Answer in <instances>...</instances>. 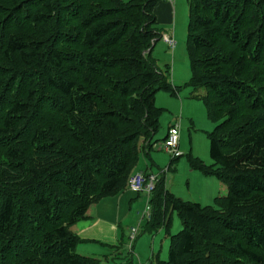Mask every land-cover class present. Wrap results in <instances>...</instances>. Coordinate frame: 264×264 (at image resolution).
I'll return each mask as SVG.
<instances>
[{
    "label": "trees",
    "instance_id": "1",
    "mask_svg": "<svg viewBox=\"0 0 264 264\" xmlns=\"http://www.w3.org/2000/svg\"><path fill=\"white\" fill-rule=\"evenodd\" d=\"M161 1L0 0V264L101 263L71 228L158 144L156 95L178 90L154 55ZM188 1L192 99L215 124L213 165L189 161L228 195L184 202L157 178L146 232L168 230L156 264H264V0Z\"/></svg>",
    "mask_w": 264,
    "mask_h": 264
},
{
    "label": "rangeland",
    "instance_id": "2",
    "mask_svg": "<svg viewBox=\"0 0 264 264\" xmlns=\"http://www.w3.org/2000/svg\"><path fill=\"white\" fill-rule=\"evenodd\" d=\"M123 1L128 3L131 0ZM171 3L173 6L171 19L161 23L160 29L163 37H169V44L171 42L173 45L169 46L163 38L157 43L154 55L162 68H170L173 87L178 90L175 95L166 91L157 93L156 104L162 110L161 127L156 135L158 144L149 156L145 153L140 154L134 172H149L156 178H164L166 188L184 202H196L218 209L223 207L224 200L218 202L217 198L228 195L226 184L215 176L194 170L189 161L190 157H193L207 166L213 165L209 134L215 128L203 102L192 99L194 89L190 86L192 71L187 51L189 1L171 0ZM173 126H177L180 130V151L184 155L174 162H172L174 156L161 148ZM149 198L145 191L138 196L137 193L126 188L114 196L102 199L90 208L95 215L106 213V218L116 225L120 241L124 238L126 246H129L133 229L138 230L134 243L136 247L133 263L135 264H146L150 259L156 262L158 257L162 261L169 258L168 230L161 228L154 234L146 232ZM171 219L170 234H178L183 228L182 221L176 212L171 213ZM88 225L89 223L86 222L80 223V227ZM127 252L116 257L123 258L122 260L127 262L133 256ZM136 252H139L141 257ZM110 253V251L104 253L106 255L101 258L100 264L121 263V259L111 258L115 257V254L106 257Z\"/></svg>",
    "mask_w": 264,
    "mask_h": 264
},
{
    "label": "crops",
    "instance_id": "3",
    "mask_svg": "<svg viewBox=\"0 0 264 264\" xmlns=\"http://www.w3.org/2000/svg\"><path fill=\"white\" fill-rule=\"evenodd\" d=\"M155 14L157 16L159 24L169 21L173 14V6L171 0L161 1L155 8ZM135 173L136 172H134V174ZM147 173L149 174V172ZM137 194L138 196H140L139 193ZM82 222L89 223V225L85 227H80V223H81L80 222L71 228V231L82 239V242L77 247V252L79 254L88 257H96L101 260V258L104 257V255H106L104 253L110 251L111 253L108 254L106 257H108L111 254H115V257H111V258L113 260L121 259V263L119 264H135L133 263V259L135 256L134 250L136 247L134 245L135 241L132 243L130 238L129 246H126V243L123 240L124 238L120 241V236H118L116 225H114L111 220H108L106 218V213H102L101 215H95L92 213V210H89L88 218ZM167 237L170 240L169 235ZM126 252L129 253V255L133 254V256H131V259H129V261L127 260L126 262L122 260L123 258L116 257L117 255L119 254L123 255V253L125 254ZM136 253L139 257H141L139 252ZM158 260L159 257L157 258V261ZM156 262H154V259L153 261L152 259H150L149 262H147L146 264H156Z\"/></svg>",
    "mask_w": 264,
    "mask_h": 264
},
{
    "label": "built area",
    "instance_id": "4",
    "mask_svg": "<svg viewBox=\"0 0 264 264\" xmlns=\"http://www.w3.org/2000/svg\"><path fill=\"white\" fill-rule=\"evenodd\" d=\"M167 41L169 42L168 38ZM170 45L172 46L173 44L170 42ZM179 142H180V130L177 126H173L169 131L168 139L165 143L164 148L168 153H171L176 157H182L183 154L179 149ZM156 181L157 178L153 175L147 178L143 173H136L130 177L128 181V188L131 191L137 193L145 191L150 196L152 191L154 190ZM137 234H138V230L133 229L131 242H133L136 239Z\"/></svg>",
    "mask_w": 264,
    "mask_h": 264
}]
</instances>
